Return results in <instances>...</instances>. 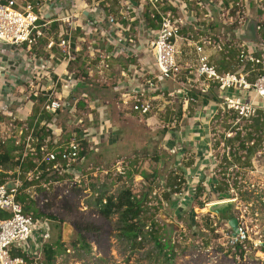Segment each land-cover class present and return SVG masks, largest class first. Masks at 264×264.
<instances>
[{"label": "rangeland", "instance_id": "374dc122", "mask_svg": "<svg viewBox=\"0 0 264 264\" xmlns=\"http://www.w3.org/2000/svg\"><path fill=\"white\" fill-rule=\"evenodd\" d=\"M19 1L23 3L28 0ZM237 7L240 6L225 8V15L237 16ZM252 14H250L252 16L247 14L244 16L254 21L258 20L257 24L261 26L258 33L262 32L260 33L262 36L264 9L252 8ZM200 15L204 17L202 11ZM239 15L241 17V13ZM206 21L202 19L203 23ZM231 25L232 28H236L238 22L235 21ZM255 38L248 37V43L250 45L259 43L260 36ZM83 47V50H88V40ZM194 64L198 66L199 57ZM82 65L84 63L79 59L73 68L79 69L78 67ZM86 69L84 66L78 74H83L82 78L88 82V85L86 84V88L76 89L75 92L80 91V95L86 93L87 100L101 101L99 104H94L98 106L97 108L100 107V110L103 106L106 107L105 113L102 112L101 115L97 113V108H91L93 104L91 106L84 97L79 98L75 95L73 100H77L76 110L73 111L70 106L68 109L71 110L60 111L55 121V126L59 130L55 134L47 125L46 128L51 132L46 139L39 140L33 137V132L30 131L24 141L23 129H26L23 125L24 121L5 116L0 111V156L7 150L12 155L8 163L0 165V179L16 178L19 175L16 163L20 159V152L25 156L36 149L37 143L42 144L45 149L46 146L49 149L59 148L67 144L73 136L81 143L78 160L58 165L56 170L60 178L54 175L49 181L44 182L47 177L45 175L39 179L38 184H33L29 188L35 206L56 217V219L38 220L42 223L38 228V234H47V236L41 241L42 250L38 251V258L32 260L36 264H46L44 245L61 241L65 250L52 258V264H264L262 250L264 248V176H262L264 173L261 174L253 168L251 173L254 174L247 175L251 171L250 167L239 170L238 174L236 171H230L232 175L229 176V190L231 197L235 198L233 201L236 202L230 212L217 214L210 211L208 208L210 204L228 199L219 198L213 190L204 193L206 190L202 183L192 184L191 178L184 174L186 171L189 172L188 168L183 171L182 165L177 163L178 160H173L172 153L160 150L159 145L163 143L164 137L158 127L164 125V129L167 130V124L164 123L170 122L168 118L164 122L146 124L139 118L133 117L136 112H133V116L125 114L129 110L121 112L110 84L104 81L105 78L97 76L98 80H96L93 76L89 77V71ZM241 69L242 67L237 65L235 71ZM55 99L60 100V96L56 95ZM230 118L236 120V116ZM250 121L252 120H236L235 125L229 124L232 125L230 130L237 132L240 127L247 128ZM169 126L171 127V124ZM81 131L84 132L82 139ZM250 131L252 130H248L247 133ZM219 138L222 137L219 135ZM241 138L245 144L252 146L247 134L239 137ZM239 139H235L234 143L238 144ZM255 139L257 144L258 138ZM261 142L263 148V141ZM20 144L23 149L18 150L17 146ZM230 154L233 157L234 154L250 156L253 161L256 155L261 163L264 162V149L261 150L260 156L259 152L252 155L250 151L244 153L242 148L235 152L231 150ZM42 156L44 158L45 154L43 153ZM186 156L189 157L184 155ZM159 157H162L161 161L158 160ZM133 160L137 162L133 164ZM184 163L191 166L189 161ZM135 169L138 172H135ZM142 171L146 172L148 177L144 178L140 174ZM216 173L221 176V170H216ZM26 178L34 179L31 172ZM169 183L172 186L177 184V188L173 187L172 192L177 190L179 193L185 189L186 193L172 198ZM123 188H130L139 196L149 193L141 219L147 224L146 231L151 229L153 219L159 225L163 240L174 245L176 255L173 261L165 260L150 235L146 236L140 249H132L117 229L119 215L114 214L106 219L97 213L94 205L97 193L101 191L107 195H117ZM234 218L248 225L253 241L259 243L257 248L248 245L247 249L242 251L231 245L233 225L230 221ZM64 223L71 225L66 239L63 236ZM32 243L30 241L29 245ZM27 245L24 248H27Z\"/></svg>", "mask_w": 264, "mask_h": 264}, {"label": "crops", "instance_id": "0c3cea01", "mask_svg": "<svg viewBox=\"0 0 264 264\" xmlns=\"http://www.w3.org/2000/svg\"><path fill=\"white\" fill-rule=\"evenodd\" d=\"M73 1L82 7L78 10L77 26L72 31V46L77 50L75 51L76 60L68 63L57 45L52 48L47 46L50 38L55 42L58 41L60 30L58 22L48 27L46 36L39 38L32 47L27 44L10 46L0 41V111L3 115L25 122L36 108L44 109L45 103L55 99L56 95H59L63 102L60 111L69 110L70 106L73 111L76 110L77 100H73L75 95L79 98L84 97L91 106L93 104L91 108H97L98 106L94 104H99L101 101L87 100L86 93L80 95V91L75 92L76 89L86 88L88 85V82L82 78L83 74H78L85 66L89 71V77L93 76L96 80L98 77L105 78L104 81L110 84L116 94V101L120 105L121 112L129 110L128 113L125 112L129 116H133V112H136L137 114L133 117L139 118L146 124L164 122L168 118L171 127L167 122L164 123L167 124V130L164 129V125L158 127L164 137L159 148L161 151L172 153L173 160H178L177 163L182 165L183 171L188 168L189 172L186 171L184 174L191 178L192 184L202 183L206 190L204 193L213 190L219 198L235 200L231 197L229 190V176L232 175L230 171H236L238 174L239 170H246L250 167L251 171L247 175L254 174L251 173L253 168L261 174L264 173V162L261 163L258 156L255 155L253 161L250 156L234 154L233 157L230 154L231 150L235 152L242 148L244 153L254 151L256 154L259 152V156L261 155L260 152L264 149L261 142L263 141L264 144V103L259 100L260 107L257 115L251 119L249 125L247 124V128L240 127L237 132L230 130L232 125L236 124V120L230 117L236 115L233 111L222 109L219 86L205 78H199L197 64H194L200 55H206L219 72L235 71L241 48L249 44L248 37L257 39V36H260V41L257 43L260 47L257 53L264 54V34L261 36L262 32L258 33V29H261L258 27V20L254 21L244 16V14H252V8L262 9V4L258 0H248V2L245 0V4L237 7V16L231 14L221 18L220 14L214 11L215 20H207V23L202 22L203 17L198 7L189 3L195 15L188 18L187 24L181 30L185 38L177 41L179 51L177 63L180 71L172 78L160 81L158 86L161 88L149 94L153 100L152 107L147 113H141L132 108L134 98L141 97L139 91L145 86L146 81L157 74L154 55L144 42L147 39L144 28L131 22V28L126 33L133 37L134 42L122 41L108 27L97 28L90 13L98 5L107 13L117 12L121 8L122 0H95L99 3L94 0ZM70 6L74 7L75 4L71 3ZM150 11V8L146 6L143 17H149ZM240 13L242 18L239 17ZM242 13H244L243 16ZM148 20L149 23H153L150 18ZM235 21L238 25L232 28L231 24ZM87 40L89 48L85 51L83 44ZM117 43L124 45L120 53L117 52L115 46ZM198 45L202 46L201 52L196 49ZM79 59L84 65L78 67L79 69L73 68ZM44 64L45 67L41 68ZM86 70L84 73L87 72ZM246 70L248 80L253 82L258 72L251 65H247ZM231 92L241 94L247 99H258L253 91L235 90ZM126 93H130L132 99L125 100L124 94ZM44 94H48V97L42 98ZM99 108L96 109L99 115L105 113L106 107L103 106L102 110ZM59 113L48 124L53 134L59 130L55 126ZM24 122L23 125H25ZM248 130L252 131L247 133ZM246 134L252 146L245 144L242 138L239 139L240 136ZM83 135L84 132L81 131L80 138ZM219 135L222 138H219ZM255 137L258 138L257 144ZM237 138L239 139L238 144L234 143ZM184 155L189 157H184ZM161 159L162 157L158 158L159 161ZM187 161L191 163V166L184 163ZM216 170H221V176L217 175ZM169 184L172 198L186 193L185 189L179 193L177 190L172 192L173 187L176 189L177 185ZM195 189L196 186L193 187L194 192Z\"/></svg>", "mask_w": 264, "mask_h": 264}, {"label": "built area", "instance_id": "2783aa9c", "mask_svg": "<svg viewBox=\"0 0 264 264\" xmlns=\"http://www.w3.org/2000/svg\"><path fill=\"white\" fill-rule=\"evenodd\" d=\"M258 1L264 9V0ZM73 2V0H28L20 3L19 0H0V41L10 46L27 44L32 47L39 38L46 36L48 27L58 22L60 23L58 41L55 42L50 38L47 46L52 48L57 45L68 63L76 60L77 50L72 46V31L77 26L78 10L82 7ZM71 3L75 6L71 7ZM120 3L121 8L117 12L107 13L98 5L90 13L97 28L108 27L119 36L120 40L128 43L134 42L133 37L126 33L132 23L144 28L141 31L146 32L147 39L143 40L154 55L157 74L146 81L145 86L139 91L141 97L134 98L132 108L147 113L152 107L153 100L149 94L161 88L158 86L160 81L170 79L180 71L177 63L179 52L177 41L185 38L181 30L187 24L188 18L195 15L189 3L203 12V20H215L214 11L220 14L221 18L226 17L225 8H232L234 5L241 7L245 4V0H122ZM146 6L151 10L150 20L156 22L157 27L152 26L149 20L143 17ZM115 46L120 53L124 45L117 43ZM258 47L260 45L254 43L245 44L241 48L238 55V65L242 67L240 71L221 73L206 55L199 56L198 77L217 83L221 92L222 109L233 111L237 121L252 119L257 115L260 107L259 100L264 103V54L257 53ZM196 49L201 52L202 46L198 45ZM247 65H251L258 72L253 82L247 78ZM42 67H45V64ZM235 90L253 91L258 99H247L241 94L231 92ZM130 96V93H126L124 99H132ZM62 107L61 100L51 99L45 103L44 109L54 112ZM42 151L45 154L44 159L48 162L54 161V168L57 169L60 163H71L79 159L81 143L77 137H72L67 144L59 148L49 149L46 146L45 149L42 146ZM21 187L22 181L19 177L12 180L0 179V210L7 214L5 217H0V264H34L32 259L38 258V251L42 250L41 241L47 236V234H38V228L42 226L41 221L26 213L24 204L17 199ZM230 239L231 245L242 251L247 249L248 245L254 248L259 245L258 242L253 241L248 225L241 221L236 222ZM30 241L33 242L31 245H29ZM26 244H28L27 248H24ZM19 252L22 255L18 254Z\"/></svg>", "mask_w": 264, "mask_h": 264}, {"label": "trees", "instance_id": "16d2710c", "mask_svg": "<svg viewBox=\"0 0 264 264\" xmlns=\"http://www.w3.org/2000/svg\"><path fill=\"white\" fill-rule=\"evenodd\" d=\"M146 18L149 19L148 16ZM150 24L154 27L158 26L156 22H151ZM43 97L47 98L48 94H44L42 98ZM58 112H60V109H57L54 112H48L45 109L36 108L33 111V114H31V116L24 122L26 128L23 129L24 141L30 131L33 132V137H37L39 140L46 139L51 132V130L46 127ZM24 143L25 142H23V145ZM17 149H23V146L20 144L17 146ZM252 153H254V151H250V155H252ZM20 155V159L16 163V168H19V175H17V177L22 180V187L17 195V199L24 204L25 212L31 214L35 219H56L54 215L45 213L38 209L35 206V201L32 199L31 194L28 192V189L33 184H38L40 181L39 179L43 178L45 175H47V177L44 182L49 181L54 175L56 178H60L57 170L54 168L55 162H48L43 158L42 144L40 145V143H37L34 151L28 152L25 156H23V152H20ZM11 158V152L7 150V152L0 156V165L8 163ZM136 162L137 160H133V164ZM134 171L138 172L136 169ZM30 172L33 174V180H28L26 178V175ZM140 174L144 178L148 177L147 173L144 171ZM226 185L228 186L227 183ZM41 189L42 187H40L39 190ZM148 194L149 193H144L139 196L130 188H123L117 195H107L100 191V193H97L94 205H96L97 213L106 219L110 218L114 214L119 215L117 229L119 230L120 236L128 241L132 249H140L146 236L150 235L156 248L160 251L165 260L167 262H171L174 260L176 255L174 245L167 240H163L160 233V227L154 219L151 223V229L147 231L145 230L147 224L141 219L148 202ZM5 216H7V214L0 210V217L2 218ZM83 240L85 242V238H83ZM63 246L64 243L61 241H57L55 244L44 245L45 259L47 261L46 264H52V258L57 253L65 250ZM18 254L22 255L20 252ZM28 261L32 262L30 259H28Z\"/></svg>", "mask_w": 264, "mask_h": 264}, {"label": "water", "instance_id": "95a60500", "mask_svg": "<svg viewBox=\"0 0 264 264\" xmlns=\"http://www.w3.org/2000/svg\"><path fill=\"white\" fill-rule=\"evenodd\" d=\"M234 202L233 200H223V201H218V202H215V203H212L209 205V210L210 211H213L215 213H221V212H230V210H232L233 206H234ZM231 224L233 225V228L235 227L236 225V219H232L231 221ZM71 225H69L68 223H64V230H63V236L64 238L66 239L67 238V235H68V232H69V229H70Z\"/></svg>", "mask_w": 264, "mask_h": 264}]
</instances>
